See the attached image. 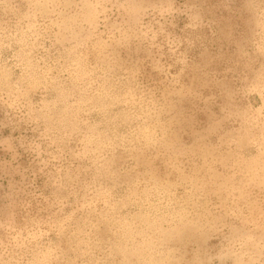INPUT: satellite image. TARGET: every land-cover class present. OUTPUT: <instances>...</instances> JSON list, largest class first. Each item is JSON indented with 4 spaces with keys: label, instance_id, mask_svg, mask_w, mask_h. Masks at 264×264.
<instances>
[{
    "label": "rangeland",
    "instance_id": "rangeland-1",
    "mask_svg": "<svg viewBox=\"0 0 264 264\" xmlns=\"http://www.w3.org/2000/svg\"><path fill=\"white\" fill-rule=\"evenodd\" d=\"M0 264H264V0H0Z\"/></svg>",
    "mask_w": 264,
    "mask_h": 264
}]
</instances>
